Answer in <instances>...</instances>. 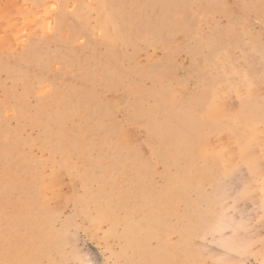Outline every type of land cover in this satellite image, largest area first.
I'll return each mask as SVG.
<instances>
[{
  "label": "rangeland",
  "instance_id": "1",
  "mask_svg": "<svg viewBox=\"0 0 264 264\" xmlns=\"http://www.w3.org/2000/svg\"><path fill=\"white\" fill-rule=\"evenodd\" d=\"M0 264H264V0H0Z\"/></svg>",
  "mask_w": 264,
  "mask_h": 264
}]
</instances>
